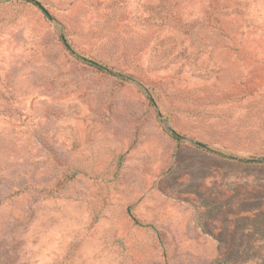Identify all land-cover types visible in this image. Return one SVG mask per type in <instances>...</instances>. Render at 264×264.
<instances>
[{
    "label": "rangeland",
    "instance_id": "rangeland-1",
    "mask_svg": "<svg viewBox=\"0 0 264 264\" xmlns=\"http://www.w3.org/2000/svg\"><path fill=\"white\" fill-rule=\"evenodd\" d=\"M36 1L0 0V264H264V0Z\"/></svg>",
    "mask_w": 264,
    "mask_h": 264
},
{
    "label": "trees",
    "instance_id": "trees-1",
    "mask_svg": "<svg viewBox=\"0 0 264 264\" xmlns=\"http://www.w3.org/2000/svg\"><path fill=\"white\" fill-rule=\"evenodd\" d=\"M34 3H35L40 9H42V11L45 12V9L43 8V6H42L38 1H35ZM61 40H62L64 46H65L70 52H72L71 49H70V47H69V45H68V43L66 42V40H65L63 37H61ZM79 59H80L81 61H83L84 63H87L88 65L93 66V67H95L96 69H98V70H100V71L108 72V68H107L104 64H102V63H100V62H97V61H94V60H92V59H88V58H85V57H79ZM115 75H116V74H115ZM116 76H117V75H116ZM171 132H172V134H171L172 137H177V136H178L173 130H171ZM197 144L200 145V146H204V145H201L200 143H197Z\"/></svg>",
    "mask_w": 264,
    "mask_h": 264
},
{
    "label": "water",
    "instance_id": "water-1",
    "mask_svg": "<svg viewBox=\"0 0 264 264\" xmlns=\"http://www.w3.org/2000/svg\"><path fill=\"white\" fill-rule=\"evenodd\" d=\"M30 1H33V2H35L36 0H30Z\"/></svg>",
    "mask_w": 264,
    "mask_h": 264
}]
</instances>
